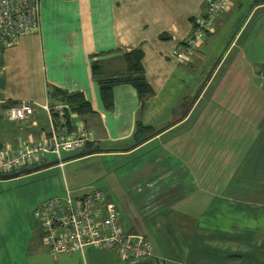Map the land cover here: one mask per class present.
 Returning a JSON list of instances; mask_svg holds the SVG:
<instances>
[{"label": "crops", "instance_id": "1", "mask_svg": "<svg viewBox=\"0 0 264 264\" xmlns=\"http://www.w3.org/2000/svg\"><path fill=\"white\" fill-rule=\"evenodd\" d=\"M40 3V33L21 36L0 51V147L40 141L50 128L42 106L28 119L9 121L8 105H45L52 88L83 93L93 113H72L73 130L84 125L100 150L83 155L89 147H82L81 156L56 161L55 168L101 156L108 168L124 166L122 179L129 186L141 185L132 203L141 206L143 196L173 187L180 195L150 214L144 228L126 212L124 228L146 234L152 243L151 256L135 264H264V87L257 79L264 71V0H233L185 62L173 52L206 12L208 0ZM135 48L144 53L154 93L142 101L134 86L117 84L109 110L93 64L103 77L124 76V54ZM138 122L158 132L135 146ZM40 162L53 163L47 155ZM81 185L71 189L74 195L102 189ZM25 243L11 264H125L116 249L92 245L54 255L42 229Z\"/></svg>", "mask_w": 264, "mask_h": 264}, {"label": "built area", "instance_id": "2", "mask_svg": "<svg viewBox=\"0 0 264 264\" xmlns=\"http://www.w3.org/2000/svg\"><path fill=\"white\" fill-rule=\"evenodd\" d=\"M233 0H208L206 12L195 21L191 34L173 52L179 61H188L206 35L212 32L216 18L226 11ZM41 31L40 0H0V51L19 42L20 37ZM264 87V71L257 73ZM36 106H42L50 117V128L40 141H24L17 148L0 147V173L8 174L17 167L40 162L51 153L62 159V152L84 147L94 140V134L84 125H76L68 132L59 130L52 119L49 104L21 100L6 108L9 121L30 118ZM62 105L56 106L60 116ZM103 189L74 195L66 185L65 194L43 201L35 216L42 229V240L54 255L83 251L92 245L100 249H116L125 264L144 261L152 254V243L146 234L127 231L120 220V212L106 203Z\"/></svg>", "mask_w": 264, "mask_h": 264}, {"label": "rangeland", "instance_id": "3", "mask_svg": "<svg viewBox=\"0 0 264 264\" xmlns=\"http://www.w3.org/2000/svg\"><path fill=\"white\" fill-rule=\"evenodd\" d=\"M225 30L222 31L221 36L227 34ZM234 32L230 33V36ZM1 56L2 53L0 52V59ZM84 150V148H78L64 151L62 152V159L74 154L79 157L85 152ZM47 157L50 162H53L52 164L46 165L38 161L26 167L14 168L8 173L20 172L17 176L7 179L0 178V264H11L14 255L24 253L25 242H28L30 238L40 237L41 224L35 216L36 209L46 199L65 194V178L68 179L67 185L70 189H74L75 185L86 186L92 183L101 187L109 194L106 203L113 204L118 208L120 220L124 226H126L127 217L130 215V218H136L144 228V224L147 223L146 219L150 214H156L155 211L158 208L172 202L174 198L180 197L177 188L173 187L171 188L173 191H163L158 196H153L152 192L143 196L145 200L139 206L132 202L133 197L137 195V188H140L141 185L129 186L127 181L122 179L124 166L108 168L107 158L98 156L78 160L62 169L61 167L55 168L59 164L56 162L59 161L56 155L49 153ZM41 165L44 166L37 170L25 171ZM151 181V179L144 181L143 186L147 187ZM131 204H134L133 209ZM128 209L131 211L129 212ZM151 209L155 210L150 211ZM168 234H170V239L174 240L173 237L176 234L169 231ZM165 242L167 241L165 240ZM173 245L174 242L169 243V249Z\"/></svg>", "mask_w": 264, "mask_h": 264}, {"label": "trees", "instance_id": "4", "mask_svg": "<svg viewBox=\"0 0 264 264\" xmlns=\"http://www.w3.org/2000/svg\"><path fill=\"white\" fill-rule=\"evenodd\" d=\"M144 53L140 48H135L124 54V61L127 67V73L119 77H103L101 67L98 63L93 64V74L100 84L101 97L105 107L109 110L114 107L113 88L120 83H129L135 87L142 101L147 100L154 93L152 87L145 77L143 67ZM48 103L51 108V116L55 126L59 130L71 131L74 128L72 113H76L81 117L93 113V109L89 101L83 93H69L60 88H52L48 90ZM62 105V115L60 116L56 106ZM157 129L151 126H145L137 123V130L134 134L135 146L142 144L149 138L157 134ZM89 153L97 152L99 147L94 146V142H88ZM84 146V147H85Z\"/></svg>", "mask_w": 264, "mask_h": 264}, {"label": "water", "instance_id": "5", "mask_svg": "<svg viewBox=\"0 0 264 264\" xmlns=\"http://www.w3.org/2000/svg\"><path fill=\"white\" fill-rule=\"evenodd\" d=\"M48 164H49V163H46V165H48ZM44 165H45V164H44ZM44 165L36 166V167H34V168H31V169H26L25 171H26V172H30V171H32V170H37V169L43 167ZM19 174H20V172H15V173H12V174H1V173H0V178H1V179H7V178H10V177L17 176V175H19Z\"/></svg>", "mask_w": 264, "mask_h": 264}]
</instances>
